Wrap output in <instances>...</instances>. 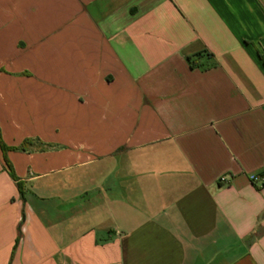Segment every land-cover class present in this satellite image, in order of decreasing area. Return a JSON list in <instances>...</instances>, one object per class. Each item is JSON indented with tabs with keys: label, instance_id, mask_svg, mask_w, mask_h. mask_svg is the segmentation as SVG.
I'll return each instance as SVG.
<instances>
[{
	"label": "crops",
	"instance_id": "crops-1",
	"mask_svg": "<svg viewBox=\"0 0 264 264\" xmlns=\"http://www.w3.org/2000/svg\"><path fill=\"white\" fill-rule=\"evenodd\" d=\"M262 56L264 0H0V264H264Z\"/></svg>",
	"mask_w": 264,
	"mask_h": 264
},
{
	"label": "trees",
	"instance_id": "trees-1",
	"mask_svg": "<svg viewBox=\"0 0 264 264\" xmlns=\"http://www.w3.org/2000/svg\"><path fill=\"white\" fill-rule=\"evenodd\" d=\"M263 59H264V56H262ZM30 141L29 140H26L24 141L23 143V148L26 147V144H28ZM0 144H1V147L3 148V150H8V146L4 143L2 137H1V132H0ZM8 165H9V169H10V172H11V175L13 176V178H15L17 181H18V186H19V189L21 190V192L23 193V182L22 181H19L17 175L15 174L14 170H13V167L12 165L10 164V162H8Z\"/></svg>",
	"mask_w": 264,
	"mask_h": 264
},
{
	"label": "built area",
	"instance_id": "built-area-1",
	"mask_svg": "<svg viewBox=\"0 0 264 264\" xmlns=\"http://www.w3.org/2000/svg\"><path fill=\"white\" fill-rule=\"evenodd\" d=\"M251 182L258 184L260 187L264 186V174L252 173L249 175ZM226 179V177H223Z\"/></svg>",
	"mask_w": 264,
	"mask_h": 264
}]
</instances>
